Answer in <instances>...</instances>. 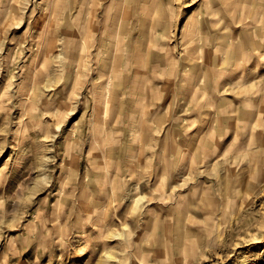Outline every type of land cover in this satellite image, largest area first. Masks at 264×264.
<instances>
[{"label":"rangeland","instance_id":"rangeland-1","mask_svg":"<svg viewBox=\"0 0 264 264\" xmlns=\"http://www.w3.org/2000/svg\"><path fill=\"white\" fill-rule=\"evenodd\" d=\"M0 264H264V0H0Z\"/></svg>","mask_w":264,"mask_h":264},{"label":"bare ground","instance_id":"bare-ground-1","mask_svg":"<svg viewBox=\"0 0 264 264\" xmlns=\"http://www.w3.org/2000/svg\"><path fill=\"white\" fill-rule=\"evenodd\" d=\"M258 117V116H257ZM259 122V121H258ZM252 122H250V124H251ZM260 123V122H259ZM256 125V124H255ZM251 126H253V125H251Z\"/></svg>","mask_w":264,"mask_h":264}]
</instances>
